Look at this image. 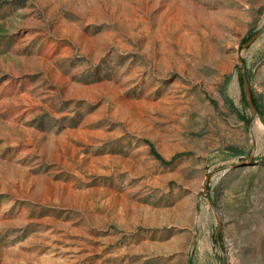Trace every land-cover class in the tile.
I'll return each mask as SVG.
<instances>
[{
	"label": "rangeland",
	"instance_id": "obj_1",
	"mask_svg": "<svg viewBox=\"0 0 264 264\" xmlns=\"http://www.w3.org/2000/svg\"><path fill=\"white\" fill-rule=\"evenodd\" d=\"M0 264H264V0H0Z\"/></svg>",
	"mask_w": 264,
	"mask_h": 264
},
{
	"label": "water",
	"instance_id": "obj_2",
	"mask_svg": "<svg viewBox=\"0 0 264 264\" xmlns=\"http://www.w3.org/2000/svg\"><path fill=\"white\" fill-rule=\"evenodd\" d=\"M262 34H263V31H259L257 34H255L253 37H251L245 43V47L249 48L258 38L261 37ZM243 65H244V60L242 57H239V67L242 68ZM243 85H244V94L246 97V101H247L249 107L251 108L253 115L256 117L258 115V111H257L256 105H255L251 85H250V82H249L247 76L243 77Z\"/></svg>",
	"mask_w": 264,
	"mask_h": 264
},
{
	"label": "trees",
	"instance_id": "obj_3",
	"mask_svg": "<svg viewBox=\"0 0 264 264\" xmlns=\"http://www.w3.org/2000/svg\"><path fill=\"white\" fill-rule=\"evenodd\" d=\"M254 101H255V99H254Z\"/></svg>",
	"mask_w": 264,
	"mask_h": 264
}]
</instances>
